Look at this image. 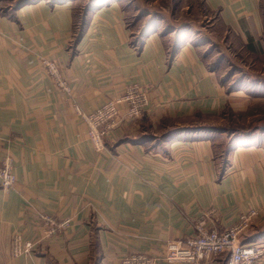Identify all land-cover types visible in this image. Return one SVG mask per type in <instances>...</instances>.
<instances>
[{
    "label": "crops",
    "instance_id": "1",
    "mask_svg": "<svg viewBox=\"0 0 264 264\" xmlns=\"http://www.w3.org/2000/svg\"><path fill=\"white\" fill-rule=\"evenodd\" d=\"M156 1L0 0V159L16 177L0 187V264H121L192 237L200 219L224 231L248 209L258 214L241 239L264 230V134L235 140L216 122L235 97L264 88L235 91L218 74L223 61H210L220 50L218 59L264 53V0H199L208 25L177 22L188 7L160 11ZM41 58L58 63L69 94ZM132 83L148 106L95 151L72 101L89 112ZM173 126L188 130L165 138ZM221 139L225 163L214 152ZM43 212L70 223L46 237ZM15 234L40 241L15 257Z\"/></svg>",
    "mask_w": 264,
    "mask_h": 264
},
{
    "label": "built area",
    "instance_id": "2",
    "mask_svg": "<svg viewBox=\"0 0 264 264\" xmlns=\"http://www.w3.org/2000/svg\"><path fill=\"white\" fill-rule=\"evenodd\" d=\"M41 66L52 79L56 88L69 94L68 81L63 77L58 63L50 58H41ZM148 105V91L138 83L128 85L124 91L112 99H107L91 112H86L72 101L76 116L85 126L86 134L96 151L104 149L105 137H109L120 124L117 119L119 109L125 108L124 119L138 117ZM16 181L13 163L10 157L0 159V187L11 188ZM255 209H248L239 214L237 220L224 231H218L205 225V218L195 224L196 234L192 237L167 240L160 254L131 253L121 258V264H199L202 260L224 254V264H257L264 260V241L242 243V235L249 229L257 217ZM39 222L43 226L44 235L52 237L62 233L70 220H57L47 213L39 214ZM40 239L25 240L15 234L11 240V253L17 257L32 253Z\"/></svg>",
    "mask_w": 264,
    "mask_h": 264
},
{
    "label": "rangeland",
    "instance_id": "3",
    "mask_svg": "<svg viewBox=\"0 0 264 264\" xmlns=\"http://www.w3.org/2000/svg\"><path fill=\"white\" fill-rule=\"evenodd\" d=\"M175 2H177L178 5L174 8ZM158 4H159V6L156 8L157 10L161 11V10L167 8L168 9L167 12H169L171 8H173L174 11H177L180 9V7H183V8L188 7L186 9H188L190 11V13L189 14H183L184 12L183 13L180 12L181 19L178 20L177 22H180V21L185 22V20H190L193 17L201 16V18H199L200 21L198 24L199 25H203V24L205 25V24H207L208 18L210 16V15H207V18H203L206 11L204 9V6L202 5V3L199 0H157L156 5H158ZM156 12H158V11H156ZM141 23H142V25H145L144 21L143 22L141 21ZM223 55L224 54H223L222 50H220L217 57L220 58ZM218 58L210 59V61L216 65H217L218 61H221V62L223 61L222 67H220L218 69V74L223 78L230 76V77H228L229 78L228 81H229L230 85L232 82H234V83H232V85L235 87L238 86L241 88L244 85L245 87H247L245 89H248L249 94H251L250 89L252 87H254L253 86L254 84L259 83L261 85V88H264V55H262V56H251V57H243L241 55L238 57L227 56V59H218ZM64 79H65V77H64ZM251 84H252V87L248 88L251 86ZM244 94H246V95H243L240 98H238V97L234 98L235 102H234V109L233 110H232V108L226 107V109L224 111L225 115L223 117L220 116L216 120V122L219 121V124L217 125L218 127H225L226 130H229V131L232 130L230 132V134L233 133L232 137L233 138L235 137L234 139L239 138L238 136L246 137L245 136L246 134L253 133L254 131H255L254 133H260V130H262V129L264 130V95L258 96V95H252L251 94L252 96H250L246 92H244ZM116 96H118V95H116ZM116 96H113V97H110L107 99H112V98H115ZM107 99H105L104 101H106ZM148 103H149V97H148ZM144 110H145V108H144ZM144 110L142 111V113L138 117H136L132 120L139 118L143 114ZM89 112H91V111H89ZM124 113H125V108L121 107L119 109V115L117 117V119H119V120L121 119L120 124L122 122L132 121V120L124 119ZM202 119H204V121L207 119L208 123L215 122L214 118L208 119V117H204ZM260 127H262V129ZM263 134H264V132L261 135H263ZM224 135H227V134L224 133ZM255 135L258 136L260 134H255ZM105 139H107V137H105ZM241 139H244V138H241ZM226 143H227V139L218 140L216 147L214 149V152L216 155H221L223 150H225V146L227 145ZM104 144H105V142H104ZM104 148H105V145H104ZM62 219H64V218H62ZM256 241L257 240H255L254 242H256ZM257 242H260V241H257Z\"/></svg>",
    "mask_w": 264,
    "mask_h": 264
},
{
    "label": "trees",
    "instance_id": "4",
    "mask_svg": "<svg viewBox=\"0 0 264 264\" xmlns=\"http://www.w3.org/2000/svg\"><path fill=\"white\" fill-rule=\"evenodd\" d=\"M23 1H26V2H30V1H35V0H23ZM178 5V3L177 2H175L174 3V8L176 7ZM87 9H89V5H87V6H85V12H87L86 10ZM264 9V8H263ZM143 35V33L141 32V33H139V35H138V39H142L141 38V36ZM262 55H264V53L262 52V54L261 55H257V56H262ZM224 56V55H223ZM223 56H221L220 58H222ZM240 56V55H239ZM221 62V61H220ZM218 63V62H217ZM212 66L214 67V66H216V64H212ZM228 77H230V76H228ZM228 77H225V78H223V80H224V82H227L228 80H229V78ZM229 82V81H228ZM232 83H234V82H232ZM232 83H231V85H230V87L233 89H235V91L236 90H239L238 88V86L237 87H235V86H233L232 85ZM259 84V83H258ZM229 87V88H230ZM225 115V113L223 112L222 114H221V117H223ZM218 128V130L221 132V133H230L231 131H229V130H226V128L225 127H217ZM261 129H262V127H260ZM185 129H187L186 127H184V128H176L175 126H173V127H171L170 128V130L169 131H167V133L165 134V135H163L165 138H168V137H171L172 135H174V134H176L177 132H181V131H183V130H185ZM188 130V129H187ZM255 132V131H254ZM248 133V134H246L245 136L246 137H241V136H238L239 138H236L235 140H239V139H241V138H245V139H247V138H255V136H257V135H255V134H262L263 132H264V130L262 129V130H260V133ZM231 134H233V133H231ZM259 136V135H258ZM235 138V137H234ZM228 146H230V143L228 144V145H226L225 146V150H223V152L221 153V155H219L218 156V158H220V160L222 159L223 160V163H225L226 162V154L228 153ZM243 236V235H242ZM263 238H264V230H262L261 232H259L258 234H256V235H254V236H252V237H250V238H248V239H241V242L242 243H247V242H251V241H255V240H257V241H264L263 240ZM94 264H97V261L96 262H94Z\"/></svg>",
    "mask_w": 264,
    "mask_h": 264
}]
</instances>
